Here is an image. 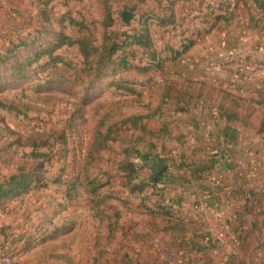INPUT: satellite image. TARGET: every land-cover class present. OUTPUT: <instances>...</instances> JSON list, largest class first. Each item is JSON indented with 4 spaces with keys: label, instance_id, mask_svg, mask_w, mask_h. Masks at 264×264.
<instances>
[{
    "label": "rangeland",
    "instance_id": "rangeland-1",
    "mask_svg": "<svg viewBox=\"0 0 264 264\" xmlns=\"http://www.w3.org/2000/svg\"><path fill=\"white\" fill-rule=\"evenodd\" d=\"M107 4L115 20L110 30L114 33L133 34L144 15L145 19L153 12L163 15L153 10L152 2L142 0H0V56L7 55L12 43L21 38L27 43L9 62L0 59V182L13 175H25L31 181L26 193L0 200V264H6L5 258L9 264H150L148 260L157 258L154 243L158 240L147 245L141 235L152 231L142 205L156 209L153 200L158 189L131 193L125 186L122 163L133 162L138 169L143 166L135 183L154 185L146 163L155 159L175 166L177 155L171 151L177 137H186L196 112L212 110L192 102L164 105L149 126L158 130L170 123L171 129L155 140L160 150L151 153L136 140L141 132L121 123L132 116L154 114L167 82L181 89L188 83L208 84L184 75L188 54L159 69L150 66L149 53L137 49L132 54L135 49L128 48L131 68L122 69L120 52L104 76L93 78L79 47L64 46L54 53L57 61L44 56L20 74L11 70L16 61L28 62L53 48L59 35L75 40L91 36L100 44ZM129 9L135 12V22L125 26L122 13ZM251 10L240 5L235 19L221 22L211 34L204 33L203 19L191 20L201 12L175 27L150 22L151 51L180 49L182 39L199 30L203 34L197 45L203 46L193 55L218 61L227 66L232 78L247 81L256 76V65L264 64V13ZM232 95L242 101L254 99ZM252 107L264 113V107L256 104L245 110ZM109 128L112 141L99 150ZM44 141L48 145L36 150L42 156L33 157L29 143ZM95 187L94 196L90 192ZM144 198L148 199L145 204ZM255 246V263L264 264V233ZM230 260L229 255L223 256L224 263Z\"/></svg>",
    "mask_w": 264,
    "mask_h": 264
},
{
    "label": "trees",
    "instance_id": "trees-1",
    "mask_svg": "<svg viewBox=\"0 0 264 264\" xmlns=\"http://www.w3.org/2000/svg\"><path fill=\"white\" fill-rule=\"evenodd\" d=\"M143 2H152L154 5L153 10H159L163 15L158 12L148 15L147 19L142 17L139 22L140 29L133 30V34L128 31L122 33H114L110 30L114 27L115 20L112 18L109 5H106L105 20L103 22L104 36L102 42L97 44L95 40L90 36H85L82 39H72L66 35H59L58 43H56L53 48L48 51H42L37 53L34 59L28 60V62L16 61L11 70L14 73L20 74L21 71L27 67L31 66L33 63L40 61L44 56H49L52 60L57 61L58 57H54V53L64 46H78L80 53L83 57V63L85 68H87L88 74L93 78H98L106 74V69L116 62V57L120 52H122L123 57L120 58V65L123 70H128L131 68L130 63L127 58V49L134 48L131 51L138 52L137 49L144 50V54H150V60L152 67H157L162 69L163 65L167 62L177 61L182 56L188 54L193 48L198 44V39L203 34L202 31L192 32L191 36L182 39L181 48L175 49L170 48L169 50H162L160 52L152 49L153 42L150 35L149 24L153 22V25H158L163 28L175 27L178 22L185 23L187 19L190 20L191 15L195 12L202 15L191 18L203 19V26H206L204 33L211 34L221 22L229 23L235 19L236 11L239 6H244L247 10L252 11L254 8L260 13H264V0H226L225 2H219L218 0H142ZM132 14L135 13L133 9H129ZM264 17V14H263ZM148 20V21H147ZM148 23V24H147ZM78 26H82L78 23ZM202 30V29H200ZM26 41L21 38L16 42L12 43V48L7 51V55H1L0 59L3 61H10L14 58L13 53L18 49L26 46ZM169 52V56L164 57L165 53ZM131 54V55H132ZM134 56V55H132ZM118 69H114L116 73ZM166 83L163 93L161 96V104L157 108V111L151 115H136L129 117L122 121L121 126H128L129 129H135L141 132V135L136 137L138 142L145 144V149H148L149 153L152 151H159L160 148L157 147L155 140L158 138L165 137V134L169 133L170 123L162 125L158 130L153 129L149 126V122L156 116V113L162 110L164 105L178 104L179 103H190L196 104L201 107H209L210 110H215L218 113L220 120L224 121L228 126H237L241 128L251 129L256 132L257 135L264 137V113L262 115L253 110L246 111L247 105H257L264 107V99L256 100L250 99L247 101H242L236 98L232 93L215 87L206 83H188L184 89L179 88L176 83ZM194 86L189 87V86ZM180 111H184L181 109ZM112 129L109 128L103 140L100 142L99 150H104L107 148V143L112 141ZM101 137V135H100ZM184 136L179 135L177 137L178 143H183ZM162 143V142H161ZM48 141L36 144L30 142L29 146L33 148V157L42 156L41 153H37L36 150L40 147H46ZM164 145V143H162ZM162 152V151H160ZM172 152V151H171ZM188 167L190 165H187ZM185 166V167H187ZM133 162L123 161L122 171L126 175L125 186L131 191V193L144 192L146 189H158V193H154L153 200L156 209H151L142 205L145 208V214L150 217L149 227H152V231H148L145 236L141 235V240L145 244L154 240H158L155 244L158 255L153 261H147L150 264H199L200 261H204V264H211V259H206V257L200 258L197 255L192 258L189 253L187 246L192 242L190 237L198 236L206 233L205 227L190 217L189 215H183L178 208L174 206V203L167 197V188L159 187V185L164 181L166 185L170 180H175V178H169L167 176L168 169L164 171L159 178L156 180L154 185L147 184H137V171L145 169L140 166L138 169ZM30 179L25 175L11 176L6 179L3 183L0 182V200L7 199L11 196H19L28 191L30 186ZM102 187V186H100ZM97 187H95L90 194H96ZM264 194V193H263ZM262 194V195H263ZM261 198L255 200L256 203H261ZM144 204L148 199L144 198ZM151 200V199H150ZM149 202V201H148ZM258 203V204H259ZM242 225L243 221L240 222ZM111 227V224H110ZM127 234L125 233V237ZM254 233L251 235L249 241L246 242V250L244 254L247 256L254 247L255 240L253 239ZM140 238V235H138ZM194 242V241H193ZM188 257H191L190 259ZM191 260V261H190ZM241 264H247L246 261H242Z\"/></svg>",
    "mask_w": 264,
    "mask_h": 264
},
{
    "label": "crops",
    "instance_id": "crops-1",
    "mask_svg": "<svg viewBox=\"0 0 264 264\" xmlns=\"http://www.w3.org/2000/svg\"><path fill=\"white\" fill-rule=\"evenodd\" d=\"M201 46L202 43L188 53V65L184 68L188 79L206 80L240 97L264 98L262 78L235 80L227 66L193 55ZM176 144L172 153L177 155V161L174 168L169 164L167 172L175 180L166 185L162 181L160 186H166L167 197L183 215H189L206 229V233L189 238V253L194 249L190 256L206 257L211 264H241L243 260L247 264H261L255 263L254 257L257 238L264 233V137L251 129L228 126L212 110L196 112L187 125L183 143ZM258 198L259 204L255 202ZM195 206L200 210L195 211ZM253 233L255 244L246 256V242ZM222 234L241 240L236 254L230 240H219ZM227 255L231 260L224 263L223 256Z\"/></svg>",
    "mask_w": 264,
    "mask_h": 264
},
{
    "label": "water",
    "instance_id": "water-1",
    "mask_svg": "<svg viewBox=\"0 0 264 264\" xmlns=\"http://www.w3.org/2000/svg\"><path fill=\"white\" fill-rule=\"evenodd\" d=\"M122 22L125 26H130L135 22V16L129 11H123ZM147 169L151 172L150 183L154 184L159 176L168 169L165 163H158L155 159H151L146 163Z\"/></svg>",
    "mask_w": 264,
    "mask_h": 264
},
{
    "label": "built area",
    "instance_id": "built-area-1",
    "mask_svg": "<svg viewBox=\"0 0 264 264\" xmlns=\"http://www.w3.org/2000/svg\"><path fill=\"white\" fill-rule=\"evenodd\" d=\"M253 70H254V74L256 76H259V77L264 79V64L256 65V67ZM194 209H195V211H199L200 207L195 206ZM219 240H221V241H226V240L229 241L230 240L233 244V247H234V249H232L233 252H235L242 245V242L239 238H237V237L229 238L228 236H226L224 234L220 235ZM226 260H228V259H226ZM3 262L6 264H9L10 259L5 258V259H3Z\"/></svg>",
    "mask_w": 264,
    "mask_h": 264
}]
</instances>
